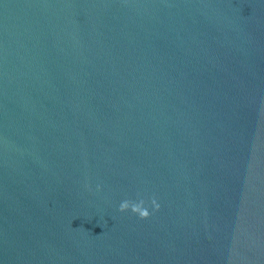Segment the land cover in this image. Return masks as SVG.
Masks as SVG:
<instances>
[{
  "label": "water",
  "instance_id": "95a60500",
  "mask_svg": "<svg viewBox=\"0 0 264 264\" xmlns=\"http://www.w3.org/2000/svg\"><path fill=\"white\" fill-rule=\"evenodd\" d=\"M0 264H264V0H0Z\"/></svg>",
  "mask_w": 264,
  "mask_h": 264
},
{
  "label": "clouds",
  "instance_id": "9594fccd",
  "mask_svg": "<svg viewBox=\"0 0 264 264\" xmlns=\"http://www.w3.org/2000/svg\"><path fill=\"white\" fill-rule=\"evenodd\" d=\"M145 199L139 198L138 200L125 199L119 205L120 212L131 211L133 214L139 216L140 219H147L150 216L148 208L145 206ZM151 204L154 210H159V204L156 201V198L153 196L151 198Z\"/></svg>",
  "mask_w": 264,
  "mask_h": 264
}]
</instances>
